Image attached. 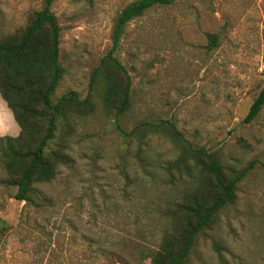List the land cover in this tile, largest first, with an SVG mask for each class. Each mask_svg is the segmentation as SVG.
Wrapping results in <instances>:
<instances>
[{
	"label": "rangeland",
	"instance_id": "obj_1",
	"mask_svg": "<svg viewBox=\"0 0 264 264\" xmlns=\"http://www.w3.org/2000/svg\"><path fill=\"white\" fill-rule=\"evenodd\" d=\"M130 1L52 0L63 69L53 98L87 94L113 18ZM41 3L0 0V37ZM115 56L130 77L129 109L115 119L93 86V110L75 119L68 140L72 162L36 187L34 205L12 197L0 162V264H140L202 179L195 148L226 174L247 171L184 264H264V105L242 122L264 83V0L153 6L128 21ZM18 131L0 97V136Z\"/></svg>",
	"mask_w": 264,
	"mask_h": 264
},
{
	"label": "trees",
	"instance_id": "obj_2",
	"mask_svg": "<svg viewBox=\"0 0 264 264\" xmlns=\"http://www.w3.org/2000/svg\"><path fill=\"white\" fill-rule=\"evenodd\" d=\"M173 1L131 0L117 12L110 29L109 47L92 69L84 97L67 90L53 98L63 69L58 60L60 28L50 9L52 0H42L23 27L0 37V97L19 127L16 136H0V162L5 173L2 182L15 188V200L34 205L36 187L49 183L58 166L71 164L68 140L75 130V119L93 110L94 85L102 87V106L115 119L129 109L130 77L115 56L125 26L147 9ZM207 39L215 43L214 35L208 34ZM263 105L264 83L242 122L256 117ZM170 128L175 131L172 125ZM192 152L202 179L177 203L172 228L161 236L156 249L139 258L140 264L143 257L149 264H184L196 235L235 199L237 183L246 168L226 174L212 153L202 148ZM4 228L2 224L0 233Z\"/></svg>",
	"mask_w": 264,
	"mask_h": 264
}]
</instances>
